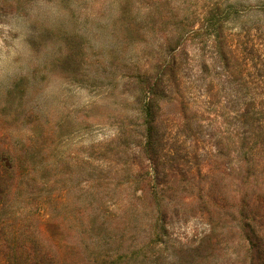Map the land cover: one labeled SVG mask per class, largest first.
Returning <instances> with one entry per match:
<instances>
[{
	"label": "rangeland",
	"instance_id": "obj_1",
	"mask_svg": "<svg viewBox=\"0 0 264 264\" xmlns=\"http://www.w3.org/2000/svg\"><path fill=\"white\" fill-rule=\"evenodd\" d=\"M199 1L236 5L230 32H250L261 45L248 46L235 76H264V0ZM119 19L117 0H0V128L37 144L36 199L47 195L63 237L76 244L65 248L74 264H252L264 244L260 213L247 221L229 207L209 213L190 201L197 189L175 188L181 202L157 222L142 199L123 133L132 114L124 81L160 37H123ZM217 72L209 76H228ZM211 117L206 129L216 136L199 145L202 154L229 141L222 118ZM142 248L143 261L124 257Z\"/></svg>",
	"mask_w": 264,
	"mask_h": 264
},
{
	"label": "trees",
	"instance_id": "obj_2",
	"mask_svg": "<svg viewBox=\"0 0 264 264\" xmlns=\"http://www.w3.org/2000/svg\"><path fill=\"white\" fill-rule=\"evenodd\" d=\"M117 1L123 37L138 36L134 41L145 43L150 31L160 37L159 45L133 62L123 90L132 106L123 130L130 171L156 221H165L181 202L173 191L187 187L197 189L190 201L209 213L224 206L242 221L259 213L264 218V76H235L242 72L237 69L248 46L255 50L261 44L250 32H230L229 23L239 13L236 5ZM217 69L228 76H209ZM211 116L228 126L229 141L225 148L217 141L215 152L202 154L199 145L216 136L206 129ZM188 140L191 149L183 147ZM36 145L16 143L9 127L0 128V264H74L65 248L78 251L76 244L63 237L47 195L37 200L33 190ZM142 251L124 257L143 261ZM256 253L252 264H264V244H256Z\"/></svg>",
	"mask_w": 264,
	"mask_h": 264
}]
</instances>
